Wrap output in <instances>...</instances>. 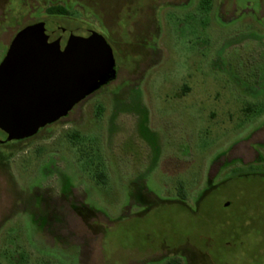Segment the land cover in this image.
<instances>
[{"label": "rangeland", "instance_id": "rangeland-1", "mask_svg": "<svg viewBox=\"0 0 264 264\" xmlns=\"http://www.w3.org/2000/svg\"><path fill=\"white\" fill-rule=\"evenodd\" d=\"M44 20L117 77L0 144V263L264 264V0H0V63Z\"/></svg>", "mask_w": 264, "mask_h": 264}, {"label": "water", "instance_id": "water-1", "mask_svg": "<svg viewBox=\"0 0 264 264\" xmlns=\"http://www.w3.org/2000/svg\"><path fill=\"white\" fill-rule=\"evenodd\" d=\"M116 77L112 47L96 30L45 20L26 26L0 63V144L67 116Z\"/></svg>", "mask_w": 264, "mask_h": 264}, {"label": "trees", "instance_id": "trees-1", "mask_svg": "<svg viewBox=\"0 0 264 264\" xmlns=\"http://www.w3.org/2000/svg\"><path fill=\"white\" fill-rule=\"evenodd\" d=\"M47 12L50 14H57V15H69L70 14V10L66 6L59 5V4L49 6L47 8Z\"/></svg>", "mask_w": 264, "mask_h": 264}, {"label": "flooded vegetation", "instance_id": "flooded-vegetation-1", "mask_svg": "<svg viewBox=\"0 0 264 264\" xmlns=\"http://www.w3.org/2000/svg\"><path fill=\"white\" fill-rule=\"evenodd\" d=\"M89 29H91V28H89ZM93 30H96V29H93ZM96 31H97V30H96ZM97 32H98V31H97ZM89 96H90V95H89ZM67 116H68V115H67ZM67 116H65V117H67ZM65 117H62V118H65ZM62 118H61V119H62ZM59 120H60V119H59ZM59 120H58V121H59Z\"/></svg>", "mask_w": 264, "mask_h": 264}]
</instances>
